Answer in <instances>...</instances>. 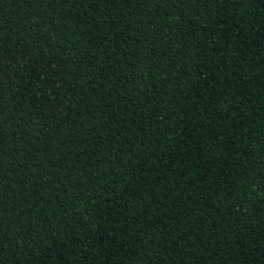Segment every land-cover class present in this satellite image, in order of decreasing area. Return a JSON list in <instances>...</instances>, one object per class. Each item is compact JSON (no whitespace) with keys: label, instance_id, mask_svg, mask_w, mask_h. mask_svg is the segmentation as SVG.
Wrapping results in <instances>:
<instances>
[{"label":"trees","instance_id":"trees-1","mask_svg":"<svg viewBox=\"0 0 264 264\" xmlns=\"http://www.w3.org/2000/svg\"><path fill=\"white\" fill-rule=\"evenodd\" d=\"M0 264H264V0H0Z\"/></svg>","mask_w":264,"mask_h":264}]
</instances>
